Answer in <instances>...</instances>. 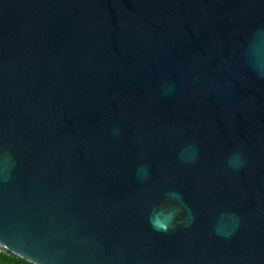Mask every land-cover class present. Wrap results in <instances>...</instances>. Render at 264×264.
<instances>
[{
  "label": "water",
  "instance_id": "95a60500",
  "mask_svg": "<svg viewBox=\"0 0 264 264\" xmlns=\"http://www.w3.org/2000/svg\"><path fill=\"white\" fill-rule=\"evenodd\" d=\"M0 243L264 264V0H0Z\"/></svg>",
  "mask_w": 264,
  "mask_h": 264
},
{
  "label": "clouds",
  "instance_id": "9594fccd",
  "mask_svg": "<svg viewBox=\"0 0 264 264\" xmlns=\"http://www.w3.org/2000/svg\"><path fill=\"white\" fill-rule=\"evenodd\" d=\"M230 164L236 168H239L243 164V159L239 154L234 155L230 160ZM12 256H15L18 260L25 259L24 257L17 256L15 253H13ZM12 256L8 255L7 245L0 243V264H14ZM28 264H31V262L29 261Z\"/></svg>",
  "mask_w": 264,
  "mask_h": 264
},
{
  "label": "trees",
  "instance_id": "16d2710c",
  "mask_svg": "<svg viewBox=\"0 0 264 264\" xmlns=\"http://www.w3.org/2000/svg\"><path fill=\"white\" fill-rule=\"evenodd\" d=\"M12 254H13V252L8 250V255L12 256ZM12 260L14 261V264H28V262H29V260H27V259L18 260V259H16L15 256H12ZM31 264H34V263L31 262Z\"/></svg>",
  "mask_w": 264,
  "mask_h": 264
}]
</instances>
